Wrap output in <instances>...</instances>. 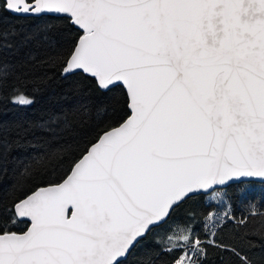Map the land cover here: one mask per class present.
Listing matches in <instances>:
<instances>
[{"label": "snow or ice", "instance_id": "1", "mask_svg": "<svg viewBox=\"0 0 264 264\" xmlns=\"http://www.w3.org/2000/svg\"><path fill=\"white\" fill-rule=\"evenodd\" d=\"M5 14L65 21L74 38L55 58L59 75L109 96L97 112L111 115L77 147L36 161L66 159L58 182L0 197V264H126L149 236L141 264H208L210 252L264 264V251L250 254L264 245L241 231L248 216L231 211L235 195L261 214L249 195L264 185V0H0V90L14 35ZM51 27L23 40L51 46ZM33 102L13 88V105ZM35 174L28 165L21 176ZM189 201L204 205L202 222L192 210L175 217Z\"/></svg>", "mask_w": 264, "mask_h": 264}, {"label": "trees", "instance_id": "2", "mask_svg": "<svg viewBox=\"0 0 264 264\" xmlns=\"http://www.w3.org/2000/svg\"><path fill=\"white\" fill-rule=\"evenodd\" d=\"M45 23L52 25L49 35L54 44L50 46L43 36L31 41L23 40L24 35L35 32L37 24ZM3 26L14 35L7 37L10 48L3 60L8 65V77L0 90V97H3L0 99V152L4 153L0 161V197L11 200L15 196L30 194L36 187L58 182L68 167L66 159L62 161L56 157L47 166L36 161L52 158L69 144L77 147L86 135L91 136L98 126L103 127L109 122L111 111L109 109L108 116L97 112L99 105L109 102V96L98 92L90 82L79 76L60 77V65L55 58L67 49L74 38L65 21H33L5 14ZM13 88H19L34 102L27 107L13 105ZM28 165L36 170L31 179L21 176ZM249 200L255 204L260 215L249 216V206L241 203L235 195L231 196V211L236 220L248 216L246 228L241 231L254 233L249 238L257 245H264V185H255ZM202 208L204 205L200 201H189L175 217L183 220L184 212L192 210L202 222V217H199ZM236 220L227 222L228 228L223 233L225 241L230 240L237 230ZM22 228L20 226L15 230ZM152 240L153 237L149 236L143 241L128 257L126 264H141L146 251L154 247ZM261 251L264 249L257 247L250 254ZM227 259L225 257L222 261L210 252L208 264H227Z\"/></svg>", "mask_w": 264, "mask_h": 264}, {"label": "rangeland", "instance_id": "3", "mask_svg": "<svg viewBox=\"0 0 264 264\" xmlns=\"http://www.w3.org/2000/svg\"><path fill=\"white\" fill-rule=\"evenodd\" d=\"M216 206H217L216 211L220 212L221 214L224 210H226V206H224V205L216 204ZM216 206H215V208H216Z\"/></svg>", "mask_w": 264, "mask_h": 264}]
</instances>
